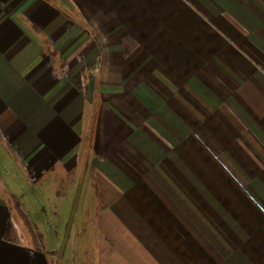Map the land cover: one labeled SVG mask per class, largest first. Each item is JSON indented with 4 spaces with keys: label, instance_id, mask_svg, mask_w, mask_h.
<instances>
[{
    "label": "crops",
    "instance_id": "0c3cea01",
    "mask_svg": "<svg viewBox=\"0 0 264 264\" xmlns=\"http://www.w3.org/2000/svg\"><path fill=\"white\" fill-rule=\"evenodd\" d=\"M46 188L84 264H264V0H0V264Z\"/></svg>",
    "mask_w": 264,
    "mask_h": 264
},
{
    "label": "rangeland",
    "instance_id": "374dc122",
    "mask_svg": "<svg viewBox=\"0 0 264 264\" xmlns=\"http://www.w3.org/2000/svg\"><path fill=\"white\" fill-rule=\"evenodd\" d=\"M59 185L63 184L60 183ZM65 185L68 187V183H65ZM23 202L29 213L27 218L38 238V241L33 240V244L58 252L62 260L61 264H84L85 261L83 260L85 258L81 251L84 252L85 248L81 247V250L75 253L72 252L73 248L71 246L73 242L75 243L72 238L75 228L79 224V219H82L74 207L76 201L73 199H59L56 191L54 192L52 188H46L35 201L23 199ZM21 226L24 227V223ZM23 229L25 230V228ZM89 234L90 231L87 235ZM84 235H86V232H84ZM74 258H76V261L72 262Z\"/></svg>",
    "mask_w": 264,
    "mask_h": 264
},
{
    "label": "trees",
    "instance_id": "16d2710c",
    "mask_svg": "<svg viewBox=\"0 0 264 264\" xmlns=\"http://www.w3.org/2000/svg\"><path fill=\"white\" fill-rule=\"evenodd\" d=\"M19 210H20V217L23 219L24 223L28 227L29 232L32 233L31 235H32L33 240L34 241L37 240L38 238H37L36 232L32 228L31 223L28 220L26 214L23 212V210H21V209H19ZM11 235H13V226H12V223L11 222H8L7 223V226H6V230H5V238L10 239L9 237H11ZM36 246L40 248L39 245H36Z\"/></svg>",
    "mask_w": 264,
    "mask_h": 264
}]
</instances>
